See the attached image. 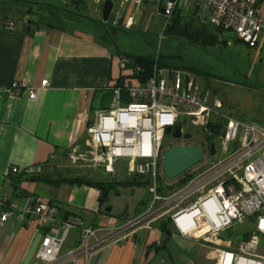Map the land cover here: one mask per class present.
I'll use <instances>...</instances> for the list:
<instances>
[{
    "label": "crops",
    "instance_id": "obj_1",
    "mask_svg": "<svg viewBox=\"0 0 264 264\" xmlns=\"http://www.w3.org/2000/svg\"><path fill=\"white\" fill-rule=\"evenodd\" d=\"M120 1L115 2L116 8ZM57 2L0 0V214L9 206L22 207L42 199L56 206L61 215L80 216L99 230V238H105L148 211L146 187L123 184L103 203L101 192L94 187L51 182L77 177L95 182H124L126 177L118 170V163L111 175L103 170H85L69 156L73 145L86 143V129L95 121L96 113L110 106L112 97L108 103V95L112 88L118 83L139 82L133 77L134 61L128 58L127 69H133L128 75V70L120 66L121 54L125 52L114 48L111 42L116 43L126 31L148 33L159 29L165 17L157 1L143 0L137 6L136 0H128L122 23L105 22L109 23L114 38L111 40L94 21L100 18L103 4L93 0ZM258 6L264 12V0H258ZM29 8L31 13L27 12ZM131 16L135 17L133 24L126 27L125 22ZM7 19L17 20L15 31L5 28ZM68 25L76 29L73 31ZM96 31L104 39L97 40ZM166 31L185 38L204 52L233 49L234 43L264 51V42L252 48L236 35L232 37L233 32L217 28L211 22V10L199 9L191 1L179 3ZM181 60L182 66H164L160 56L163 69L199 71L194 63L184 66ZM204 78L205 84L199 82L211 87L210 76ZM43 80H48L46 87L42 86ZM28 87L36 89L35 99L29 98ZM223 105L227 113L224 101ZM32 166L40 167L42 172L28 174L26 170ZM12 168H18L20 173L12 174ZM34 176H41L42 180L31 181ZM46 230L28 216L22 220L14 215L6 222L0 221V264H43L37 253ZM172 230L166 236L157 228H137L128 231L125 240L98 248L88 259L65 262L66 255L80 245L81 232L73 230L57 264H217L219 250L238 249L221 239L224 232L216 236L184 237L174 227Z\"/></svg>",
    "mask_w": 264,
    "mask_h": 264
},
{
    "label": "built area",
    "instance_id": "obj_2",
    "mask_svg": "<svg viewBox=\"0 0 264 264\" xmlns=\"http://www.w3.org/2000/svg\"><path fill=\"white\" fill-rule=\"evenodd\" d=\"M93 1L101 5L105 0ZM142 1L136 0V5H141ZM154 1L161 3L165 27H168L182 0ZM190 1L199 9L209 8L211 22L217 28L235 33L250 47L255 48L264 42V12L258 6V0H185ZM127 3L128 0H121L117 8L114 6V24L120 23ZM134 19L131 16L125 26L130 27ZM5 28L15 31L17 20L7 19ZM128 62V58L121 57L122 70L127 69ZM134 72L143 75L146 69L134 65ZM150 74L146 81L112 88L109 108L96 113L95 121L87 126L86 143L73 145L69 156L74 164L88 165L111 175L115 174L119 160L128 159L129 175L151 174L154 187L150 209L123 229L99 238V230L89 226L83 218L61 215L56 206L42 199L27 202L22 207L9 206L1 212V222L14 215L22 220L28 216L47 229L37 253L41 263L57 264L60 261L61 251L73 230L81 232L80 245L66 255L65 262L88 259L98 248L125 240L129 228L140 225L139 228L151 230L149 225L152 221L164 218L173 210L175 212L167 217H171L176 232L184 237L216 236L251 218H254L255 232L264 236V125L243 122L228 115L220 97L198 82L196 75L189 70L163 69L156 57ZM47 84L48 80L42 81L43 87ZM17 86L13 84V87ZM27 91L29 98L35 99L36 89L28 87ZM181 118L202 128L207 136L213 134L209 126L220 120L224 129L219 141L226 157L214 164L206 175L204 173L205 177H195L172 195L161 197L156 188V178L165 151L166 130L180 123L185 135ZM26 172L38 175L42 169L32 166ZM11 173L20 172L18 168H12ZM208 179L215 184L206 190L208 184L204 182ZM197 192L201 196L187 203ZM162 200L161 205L154 207ZM193 209H198L195 215H186ZM152 216L156 217L146 221ZM218 252L217 264H264L257 236L240 241L236 252Z\"/></svg>",
    "mask_w": 264,
    "mask_h": 264
},
{
    "label": "rangeland",
    "instance_id": "obj_3",
    "mask_svg": "<svg viewBox=\"0 0 264 264\" xmlns=\"http://www.w3.org/2000/svg\"><path fill=\"white\" fill-rule=\"evenodd\" d=\"M30 1L58 4L57 0ZM31 9L29 8L27 12L31 13ZM68 28L73 31L76 29L69 25ZM110 45H112L114 48H120L121 51L128 53L129 55H144L155 58L161 56V61L163 62L164 66H182L180 65L181 59V63L184 66H187L186 63H194V65H196V69L204 74L199 76L197 75L199 78H197L198 82L200 81L205 84L206 78L204 77L207 75L210 76V89L212 88L215 90L220 99L225 102L226 111L230 114V116H233L234 118L243 122L264 125V51L263 53H260L257 50L248 49L241 43H234L233 49L224 48L212 50L211 52H204L200 48H197L194 43L189 42L185 38L175 36L172 33L167 32L164 22L161 24L159 29L154 28L148 33L139 31L134 33L132 31H126L120 35V39L118 38L116 43L111 42ZM169 55L172 56L170 60L168 58L170 57ZM171 60L173 61L172 64L170 63ZM127 70L128 75L133 73L132 68H128ZM180 121L183 123L184 130L189 132L192 137L189 140H185L182 139L183 137L181 139H174L171 135H169L164 139V145L166 147L173 144L175 146H184L188 144L200 146L201 144L205 143V134L202 128L192 126L190 125L189 121L183 120L182 118ZM215 145L216 153L214 155H209L210 148L206 147V156L204 161L191 169V174H194L195 177H205L207 171L209 172L210 168L214 164L226 157L222 152L219 139L215 140ZM230 153H232V151L229 152V154ZM69 164L71 165V162H69ZM83 167H85V170L90 168L88 165ZM127 167L128 159H121L118 161V170L126 177L125 180H122L124 182L130 178L136 177V175H129L127 172ZM158 173L159 176L157 178H159V181L156 179V188L162 186L160 183H162L164 187L175 186L178 183L176 179L173 181L167 179L163 173L162 162L160 168L158 169ZM204 173L205 175L203 176ZM137 177V180L143 181L148 178L147 176ZM124 182L119 183L116 181L118 185L116 191H118L119 186L123 185ZM204 184H208L206 189L208 190L214 186L215 182H213L211 179H208L205 180ZM153 187L154 182L151 187L147 186L145 189V197L147 198V202L150 207L153 203ZM206 190H204V192ZM173 192L168 194L158 193V195L161 197H166L172 195ZM200 196L201 193L197 192L187 201V203L194 202ZM163 202L164 200H162L161 203L157 202L154 207L157 208ZM174 212L175 210L171 211L169 215L173 214ZM167 215L168 214H166L164 218L167 217ZM154 217L156 216H152L146 221L149 222L153 220L152 218ZM160 220L162 219H155L150 223L149 226L156 228L155 224ZM139 227L140 225L129 228L127 229L126 233ZM246 234H250L249 239H251L253 236H257L259 241V253L264 255V236H261L255 232L254 218L249 219L244 224L234 225L222 233L221 239L225 240L226 243H232L238 246L240 241H243V237ZM221 251L228 250L222 249Z\"/></svg>",
    "mask_w": 264,
    "mask_h": 264
},
{
    "label": "trees",
    "instance_id": "obj_4",
    "mask_svg": "<svg viewBox=\"0 0 264 264\" xmlns=\"http://www.w3.org/2000/svg\"><path fill=\"white\" fill-rule=\"evenodd\" d=\"M94 21L97 23L98 28L100 30H102L111 40H114V38L112 36V33H111L110 29H109V23H105L103 21V19H102V16H100L99 19H96ZM98 28H96V29H97L98 32H100ZM97 31H96V34H95L96 39L97 40L98 39H104V36L103 35H98ZM121 55L126 57V58H129V59L133 60L135 65H140V66H142L143 68L146 69V73H144L143 75L137 74V73H134V75H133V77H137L138 78L139 82L146 81V79L151 75L150 72L153 70V66H154V63H155V57H150V56H148V57H145V56L136 57V56L125 54V53H123ZM158 65H159V67L162 68V64L160 62V56L158 57ZM186 70H189V71H191V72H193V73H195L197 75H204L201 72H198V71L193 70V69H186ZM117 85L124 86L125 84L118 83ZM112 95H113V93H109L108 96H110V98H108L109 99L108 103L111 101ZM209 129H210L211 132H213V134L211 136L205 135V143L200 145V146H203L205 149H206V147L210 148L211 144H215V140L219 139V136L221 135L222 130L224 129V126L221 123V121L218 120V121H215L214 123H212L209 126ZM168 136L169 135L165 134V137H168ZM191 137H192V135L189 132H186L182 139L189 140ZM190 145L191 144H188V145H185V146H190ZM173 146H175V145L173 144V145H170V146L166 147L163 144V149L166 150V149L172 148ZM209 155H210V149H209ZM205 156H206V154H205ZM145 176H147L148 178L146 180H144V181L143 180H137L138 177L136 176V177L128 179L124 183V185L125 186H129V187L138 186L139 188L147 187V186L151 187L153 185V180H152L153 177H152V175L149 174V175H145ZM158 176H159V174H158ZM141 177H144V176H141ZM193 178H195V176H194V174H191V170H189V171L185 172L184 174H182L181 176H179L176 179L178 183L175 186L164 187L163 184L160 183L162 186H159L157 188V191L160 194H168L170 192H173L175 190H179V189L185 187L186 185L189 184V182ZM156 179H157V181H159V178H156ZM30 180L34 181V182H37V181L42 180V178H41V176H34V177H31ZM60 182H67V183H70L72 185L77 184V185H87V186H90V187H94V188L98 189L101 192V201L103 203H105L107 201V198H108L109 194H111V193L116 191L117 186H118L115 181L95 182V181H92V180H89V179H85V178H82V177L67 178V179H64L62 181H53L52 180L51 183L56 185L57 183H60ZM172 223L173 222H172L171 217H165V218H162V220L158 221L155 224V226L163 234H165L166 236H170L171 233L173 232ZM249 236H250V234H246L243 237V240H248Z\"/></svg>",
    "mask_w": 264,
    "mask_h": 264
},
{
    "label": "water",
    "instance_id": "obj_5",
    "mask_svg": "<svg viewBox=\"0 0 264 264\" xmlns=\"http://www.w3.org/2000/svg\"><path fill=\"white\" fill-rule=\"evenodd\" d=\"M117 0H106L102 6V19L108 22L111 13L114 9ZM122 23V22H121ZM235 33H232V37ZM167 135H171L174 139H181L183 137V127L178 123L174 128H167ZM206 149L199 145H176L166 150L162 157L163 173L168 180L173 181L185 172L196 167L204 161ZM216 153V145H210V154ZM21 197L27 198L28 194H21Z\"/></svg>",
    "mask_w": 264,
    "mask_h": 264
},
{
    "label": "bare ground",
    "instance_id": "obj_6",
    "mask_svg": "<svg viewBox=\"0 0 264 264\" xmlns=\"http://www.w3.org/2000/svg\"><path fill=\"white\" fill-rule=\"evenodd\" d=\"M115 10L113 9V11H112V13H111V16H110V19H109V21H113V19H114V16H115ZM101 16H102V14H101ZM122 18V17H121ZM121 22V21H120ZM123 22V21H122ZM167 28V27H166ZM221 30V29H220ZM195 74V73H194ZM195 75H197V74H195ZM208 88H210V87H208ZM213 91V90H212ZM223 102V101H222ZM229 115V114H228ZM233 117V116H232ZM223 126H224V124H223ZM185 146V145H184ZM170 149V148H169ZM168 150V149H167ZM166 151V150H165ZM164 151V152H165ZM163 152V153H164ZM163 157V156H162ZM205 158V157H204ZM197 210L198 209H193L192 211H190L189 213H187L186 215H189V214H191V215H189V217H192L193 215H195L196 213H197ZM172 227H174V225H173V223H172ZM153 229V228H152ZM151 229V230H152ZM159 230V229H158ZM174 230H176L175 229V227H174ZM160 231V230H159ZM161 232V231H160ZM200 233H202V232H200Z\"/></svg>",
    "mask_w": 264,
    "mask_h": 264
}]
</instances>
